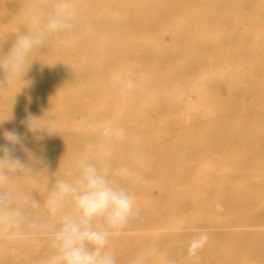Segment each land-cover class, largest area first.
I'll list each match as a JSON object with an SVG mask.
<instances>
[{
    "label": "bare ground",
    "instance_id": "obj_1",
    "mask_svg": "<svg viewBox=\"0 0 264 264\" xmlns=\"http://www.w3.org/2000/svg\"><path fill=\"white\" fill-rule=\"evenodd\" d=\"M104 1L105 16H84L93 37L78 29L62 38L68 43L53 40L49 51L30 57L36 64L25 82L0 89V144L7 143L4 131L27 137L41 166L60 176L97 136L82 122H115L130 142L113 167L130 164L134 147L151 159L136 168L144 183L120 182L134 193L138 215L111 241L117 264H131L152 244L175 264H264V0L248 19L233 13L236 0H219L213 8L223 21L198 0L177 26L155 29L122 26L129 15L113 9L133 0ZM0 16L22 24L24 9L0 0ZM17 29L27 31L0 25V52L10 50ZM114 75L137 82L132 99L116 94ZM30 96L47 102L30 106ZM31 118L59 119L60 132L37 133L46 138L36 141ZM201 236L206 241L190 255ZM48 251L28 249L32 264ZM0 264H12L3 250Z\"/></svg>",
    "mask_w": 264,
    "mask_h": 264
},
{
    "label": "clouds",
    "instance_id": "obj_2",
    "mask_svg": "<svg viewBox=\"0 0 264 264\" xmlns=\"http://www.w3.org/2000/svg\"><path fill=\"white\" fill-rule=\"evenodd\" d=\"M24 19L27 31L17 29L10 50L0 52V89H5V84L10 88L25 82L33 62L30 57L53 40L68 43L62 38L78 29L88 37L96 33L73 0H25ZM113 87L119 97L132 99L139 85L114 75ZM82 123L86 129L97 128V136L60 176L57 172L49 175L41 166L27 146V137L15 131L3 132L7 143L0 144V250L12 264H32L28 249L39 250L45 245L49 251L36 264H117L111 241L124 234L130 220L138 215L134 193L120 182L144 183L136 168L149 167L151 159L146 151L134 147L129 151L130 164L113 167L117 150L130 142L128 130L112 121L98 127ZM61 126L56 118L28 120L36 141L59 133ZM206 239H193L189 254L194 256ZM154 259L175 264L156 244L143 248L131 264H151Z\"/></svg>",
    "mask_w": 264,
    "mask_h": 264
},
{
    "label": "rangeland",
    "instance_id": "obj_3",
    "mask_svg": "<svg viewBox=\"0 0 264 264\" xmlns=\"http://www.w3.org/2000/svg\"><path fill=\"white\" fill-rule=\"evenodd\" d=\"M16 3V6L24 9V4L22 5L20 0H13ZM76 7L80 10L82 17L85 15H89L91 13H103L105 16L106 9L104 0H73ZM237 8L233 9V13H241L245 18H249L253 11L258 12L262 10L261 5L258 0H236ZM203 3H206L210 11H214L213 8L219 3V0H203ZM198 4V0H133L129 5H119L117 8L113 9V11L124 14L127 13L129 16H126V21L122 24L124 28H132V29H155L161 27H174L178 24H175L174 21L185 18V15L188 11L194 9ZM91 8H88V7ZM191 9V10H189ZM216 13L213 17L217 21H223V17L219 15L218 10H215ZM110 12V10H108ZM103 16L102 21L105 20ZM6 24L11 30H15L19 25H24L27 27L25 23V19L20 24V22L14 17H8V19L0 16V25ZM114 26V24H113ZM234 26V25H233ZM17 34H11L10 41L12 43L15 42ZM71 35V34H70ZM50 50V45L46 47L44 52ZM42 51H37L33 53V57H38L42 54ZM33 63L36 62L33 60ZM37 100L34 97H28L27 102L31 106L34 102H40L41 104H45L47 101L40 98ZM34 101V102H33ZM6 105V104H5Z\"/></svg>",
    "mask_w": 264,
    "mask_h": 264
}]
</instances>
